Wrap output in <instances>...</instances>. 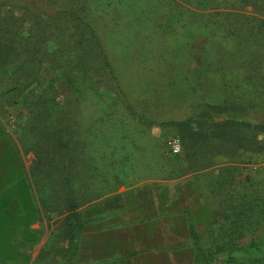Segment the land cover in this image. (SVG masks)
<instances>
[{"label":"rangeland","instance_id":"obj_1","mask_svg":"<svg viewBox=\"0 0 264 264\" xmlns=\"http://www.w3.org/2000/svg\"><path fill=\"white\" fill-rule=\"evenodd\" d=\"M36 1L47 15L25 0L0 10V264H67L69 209L143 179L186 218L194 264L208 262L195 242L210 264H264V134L234 133L252 150L171 124L264 125V0H79L113 78L82 24ZM138 202L147 190L126 198Z\"/></svg>","mask_w":264,"mask_h":264},{"label":"crops","instance_id":"obj_2","mask_svg":"<svg viewBox=\"0 0 264 264\" xmlns=\"http://www.w3.org/2000/svg\"><path fill=\"white\" fill-rule=\"evenodd\" d=\"M149 180L127 194L119 186L98 209L81 214L68 264H194L192 250L181 249L189 239L186 218L171 212L169 193L166 202L163 198L164 203L154 204V182ZM144 189L149 204H126L128 195Z\"/></svg>","mask_w":264,"mask_h":264},{"label":"trees","instance_id":"obj_3","mask_svg":"<svg viewBox=\"0 0 264 264\" xmlns=\"http://www.w3.org/2000/svg\"><path fill=\"white\" fill-rule=\"evenodd\" d=\"M70 5L68 6H62L66 5L62 0H43L42 4L43 5H51V8L53 9V13H55L57 16L63 17V16H72L75 20L80 22L87 30L89 33L90 38L92 41L95 43L97 46L99 53L102 58V65L103 68L106 69L108 74L113 78V71L106 60L105 53L102 49L101 42L96 34V31L94 30L93 26L90 25L88 22L84 20V18L81 16L83 12V7L81 6V2L79 0H68ZM26 5L32 9V11L36 14L39 15H47L46 12L41 11V5L39 6L38 2L36 0H25ZM10 5L8 0H0V10L7 6ZM55 6V7H54ZM65 7V8H64ZM29 12V11H27ZM84 13V12H83ZM29 14H31L29 12ZM8 34V31L5 27L0 26V56L3 55V52L6 51V46L3 44L4 37ZM5 55V54H4ZM171 124L177 125L179 128H184V130H190L191 129H200V130H209L212 133L216 131L219 133L222 138L224 139H231L230 142L233 141V143L236 145H240L241 147H246L247 149H257V144H255L254 140H244L242 138H238L236 133L240 128L245 127L249 129L252 132H258V133H263L264 134V125L260 123H255V122H249V121H243V120H238L235 118H228L223 121H217L216 119L213 118H193V119H185L181 121H175L172 122ZM198 135V137L201 140L207 139V135L205 132H188V136L193 139L194 135ZM187 135V134H186ZM233 136H235L233 138ZM237 137V138H236ZM236 139V141H234ZM81 220V217H79L78 211L75 209V207H71L69 209L68 214L66 215V235L68 238V246H67V251H66V257H67V264L70 261L71 254H72V248L74 245V238L76 234V228L79 226V222ZM190 235L192 238L196 239L195 232L191 229L190 230ZM198 254L200 252L203 254L204 260L206 259L208 262L206 264L213 263L214 255L211 253V251H201L200 247L198 246L197 242H195ZM254 257H250V260L253 259ZM259 259L264 261V256L263 257H258ZM254 263V259L250 261Z\"/></svg>","mask_w":264,"mask_h":264},{"label":"built area","instance_id":"obj_4","mask_svg":"<svg viewBox=\"0 0 264 264\" xmlns=\"http://www.w3.org/2000/svg\"><path fill=\"white\" fill-rule=\"evenodd\" d=\"M165 146L170 154L178 155L181 153V141L178 137L169 138Z\"/></svg>","mask_w":264,"mask_h":264}]
</instances>
